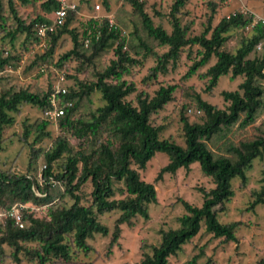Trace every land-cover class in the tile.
I'll use <instances>...</instances> for the list:
<instances>
[{
    "label": "trees",
    "instance_id": "trees-1",
    "mask_svg": "<svg viewBox=\"0 0 264 264\" xmlns=\"http://www.w3.org/2000/svg\"><path fill=\"white\" fill-rule=\"evenodd\" d=\"M12 1L8 0V7L15 26L6 36L13 42L19 35H24L25 42H30V46L35 48L40 42L35 35V27L48 23L49 19L39 16L26 23L18 16ZM17 1L22 6L31 4V0ZM188 1L174 0L169 12L172 30L167 33L162 26L153 24L144 10L143 1L127 0L140 17L146 36L159 47L167 48L161 55L147 44L136 28L130 34L135 42L126 51V41L120 28L116 24L109 28L104 19L80 22L83 27L80 34L77 29L70 28L71 24L82 19L74 13L70 14L64 26L50 36L44 53L33 64L40 62L46 65L58 41L62 36L69 35L72 48L60 57L57 66L61 67L66 61H76L77 73H83L86 68H92L94 72L88 81L71 77L73 86L67 85L66 95L58 97L60 104L65 101L71 104L64 109L63 117L56 122L43 118L39 123L29 125L28 129L26 126L24 132L27 136L33 129L36 134L34 143H38L50 137L47 127L55 124L60 132L77 139L78 144L73 146L66 137L60 135L53 139L48 149L36 150L35 156L41 153L44 161L39 175L0 171V213L15 205L24 207V228H19L12 219L0 222V253L3 246L9 247L14 264H22V255L31 264H49L58 260L72 263L77 253L92 251L88 240L95 234L108 235V228L100 223L98 217L118 211L119 217L106 250V255L111 254L112 247L120 239V226L125 224L132 227L136 217L148 220V206L157 202L155 186L143 181L138 172L145 170L156 153H163L169 159L168 164L157 174L156 181L161 180L164 174L188 170L191 165L198 163L203 175L212 179L214 188L204 191L200 207L182 201L186 214L178 219L179 227L162 232L159 245L153 246L150 254L143 253L139 264H169V258L181 252L182 247L198 235L202 226L215 239L236 241L234 233L238 223L221 224L214 208L229 203L233 198L232 180L239 179L241 186H244L247 182L245 172L250 169L252 162L264 159V127L257 128L255 135L250 138L229 146L227 156H216L208 146L213 138L230 132L235 125L246 128L254 124L258 111L264 108V25H256L249 36L241 37L239 47L231 52L227 44L232 32H244L252 16L236 9L234 16L228 19L224 16L214 27L211 26L210 17L199 35L188 37V27L182 26L177 16ZM101 4L106 11L111 10L107 0H102ZM42 7L50 13L56 8V3L54 0H45ZM3 12L0 0V31L6 32L4 24L9 18ZM85 40L89 41L86 47ZM194 46L199 48V57L186 76L195 74L215 59L205 73L207 91L215 88L219 78L224 76L230 75L231 79L243 77V81L236 91L221 93L227 104L225 109L216 108L199 94L190 95L196 107L195 113L198 111V115L202 114V121L190 124L181 118L185 144V147H181L171 140L161 139L163 128L153 126L150 121L152 115L173 101L176 86H162L153 97H149L143 91L138 92L134 83L126 81L124 76L129 74L131 67L139 64L137 56H153L157 61L156 66L147 79L156 78L157 74L166 73L168 66L176 65L184 48ZM110 49L114 50L115 59L104 69L95 71V61ZM20 61L18 55H0V72L16 68ZM52 92L50 85L46 91L38 93L21 89L0 94V150L4 128L14 124L13 115L19 112L20 107L30 105L43 113L50 107ZM93 93L100 96L102 105L92 109ZM132 94H135V101L127 99ZM85 106L87 115L82 117L81 110ZM57 161L61 162L58 167L60 170L55 172L54 164ZM52 181L55 185H52ZM87 183L91 185L92 191L91 203L86 206L82 204L79 192ZM116 184L122 187H116ZM262 184L260 190L254 193L247 210L264 205V172ZM37 193L44 196H38ZM117 193L125 196L116 199ZM65 195L72 200L71 206H57L58 199ZM41 211H45L42 216ZM257 264H264V258Z\"/></svg>",
    "mask_w": 264,
    "mask_h": 264
},
{
    "label": "rangeland",
    "instance_id": "rangeland-1",
    "mask_svg": "<svg viewBox=\"0 0 264 264\" xmlns=\"http://www.w3.org/2000/svg\"><path fill=\"white\" fill-rule=\"evenodd\" d=\"M3 5V15L9 20L4 24V31H0V55L6 57L8 54L18 55L21 61L16 68H9V71H3L0 76V94L3 91H18L27 89L30 92L38 93L46 91L48 87L55 82V72H65L67 85L73 86L74 81L71 77H77L80 81L92 79L94 69L86 68L83 73H77L78 63L76 61H66L61 67H58V61L62 55L72 48L71 38L64 35L58 41L52 57L45 62L47 69L44 73L39 71L42 63L38 61V56L44 51L37 47L32 48L25 42V36L19 35L15 41L11 42L6 33L14 26L11 20V13L8 7V0H1ZM144 2V10L152 20L155 26L162 28L170 33L172 30L169 17L170 7L174 0H140ZM45 0H31V4L22 6L17 0H13L14 9L18 16L29 23L36 17L52 18V12H46L42 4ZM102 0H80L82 7L80 11L85 14L77 23L71 24L70 28L77 29L80 34L83 27L80 22L86 21V16L91 14L92 6L95 3H101ZM112 11H114L115 24L120 28L122 37H124L125 50L129 51L131 43L135 41L130 36L136 28L140 36L147 41V44L154 48V51L161 55L167 48L159 47L156 42L146 36L140 17L134 12L127 0H107ZM211 0H189L184 9L177 15L181 25L188 27V37L199 35L207 26V21L212 17V27L224 17L225 7L228 11L233 6H239L241 3L252 13L264 18V0H232L228 5H215ZM215 5V6H214ZM229 6V7H228ZM238 9V8H237ZM231 13V12H230ZM213 15V16H212ZM226 16V14H225ZM250 32H232L229 40L228 50L234 52L240 44L241 37L249 36ZM115 47V46H113ZM114 49V48H113ZM110 49L108 53L103 54L95 61V71H100L107 67L111 60H114V50ZM198 46L184 48L181 56L174 67L168 66L167 72L157 74L156 78L147 79L151 70L156 66V58L148 56L147 58L136 57L138 65L130 68L128 75L124 79L134 83L138 92L143 91L149 97H153L160 87L175 85L173 101L169 102L163 110L151 116V124L155 127H162L160 133L161 139H168L181 147H185L183 137L184 118L188 123H201L202 114L195 113V104L190 95L199 94L201 98L215 106L218 109H225L227 104L223 101L221 93L224 91H236L238 85L242 83L243 77L231 79L230 75L219 78L217 86L207 91L208 79L205 73L215 62L212 59L205 67L200 68L191 76H186L191 65L198 59ZM259 52V51H258ZM133 57L134 54H133ZM7 70V69H6ZM135 94L127 99L135 101ZM93 103L92 109L102 105L100 96L96 93L91 95ZM87 108L81 110V116L87 115ZM15 122L12 126L5 127L3 131V142L0 150V171L8 173L27 174L28 172L39 175L43 169V157L36 150L48 149L53 139L63 135L76 146L78 140L70 134L60 132L55 124H50L47 130L50 137L41 142L34 143L36 134L32 129L27 136L24 135L26 126L35 125L43 120L42 111L30 105H23L19 112L14 114ZM264 127V108H261L256 117V121L251 126L240 128L235 125L230 132L224 133L212 139L209 148L216 156H227L228 147L237 144L239 140H244L255 135V130ZM169 162L168 157L163 153H156L147 163L145 170H138L143 181L152 183L155 186L157 202L148 206L149 219L145 220L136 217L133 220V226L121 225V234L118 244L112 247L111 254L106 255L107 246L110 242L114 224L119 217V212L107 213L99 216L101 224L108 228V235L102 236L95 234L88 240L92 251L83 254L77 253V257L69 264H139L143 253H151L153 246H158L161 241V233L167 230H174L179 227L178 219L186 214L182 201L194 207H200L203 202V193L214 188L211 178L206 177L200 170L198 163L190 166L188 170L180 169L175 174H164L162 179L156 181L157 174ZM60 161L54 164V171L60 169ZM136 169V167H134ZM264 172V159H255L248 171L245 172L247 182L241 186L239 179L232 180V189L234 196L229 203L217 206L214 210L217 213L221 224L238 223L235 229L236 241L226 242L223 238L215 239L211 234L206 233L204 226L201 227L198 235L189 243L182 247V251L176 256L169 258V264H257L264 258V205H257L252 210H247L254 199V193L261 188ZM116 187H122L116 184ZM92 187L89 183L84 185L79 194L82 197L83 205H90V193ZM125 195L117 193L116 199H121ZM72 200L68 195L58 199L57 206L69 207ZM45 211L40 212V216ZM0 253V264H14L10 258L11 249L7 246L2 247ZM22 264H31L21 256ZM49 264H67L58 261H51Z\"/></svg>",
    "mask_w": 264,
    "mask_h": 264
},
{
    "label": "built area",
    "instance_id": "built-area-1",
    "mask_svg": "<svg viewBox=\"0 0 264 264\" xmlns=\"http://www.w3.org/2000/svg\"><path fill=\"white\" fill-rule=\"evenodd\" d=\"M216 4L219 5H228L232 2V0H211ZM56 3V8L52 11V18L49 19L48 23H42L35 27V35L40 41L39 44L36 46L38 49H42L43 51L47 48V42L52 34L56 32L59 28L65 25L66 20L70 16L71 13H74L76 17L83 18L85 14L80 11L79 8L82 7L80 0H54ZM240 13L245 15L252 16L251 21L247 24L244 28L247 32H251L253 28L258 24L264 25V18L260 17L251 11H249L245 5L238 8ZM235 11L227 14L225 17L228 19L230 16H234ZM86 18L92 20H107L109 28L114 27L115 25V16L114 11H106L101 3H95L92 6L91 14L87 15ZM85 47L88 46L89 41L85 40L84 42ZM47 69V66L43 65L39 68L41 73H44ZM5 71H9L8 69ZM56 78L54 84H52L53 92L49 97V105L50 107L47 108L43 112L44 119L50 122H56L61 117L64 116V109L69 107L71 104L68 101L60 104L61 101L58 97L64 96L67 93V78L65 73L62 72H55ZM3 72H0V76ZM198 114L199 112L196 111ZM52 185L55 183L52 181ZM38 196H44L37 193ZM24 207L15 205L10 210L1 212L0 213V222H3L7 219H12L19 228H24L25 222L23 220L22 210Z\"/></svg>",
    "mask_w": 264,
    "mask_h": 264
},
{
    "label": "crops",
    "instance_id": "crops-1",
    "mask_svg": "<svg viewBox=\"0 0 264 264\" xmlns=\"http://www.w3.org/2000/svg\"><path fill=\"white\" fill-rule=\"evenodd\" d=\"M241 6H243V4L241 3V5L239 6V4L237 5V6H233L231 9H230V11H228L226 8L227 7H225L224 8V10L222 11V12H224V16H225V14L227 15V14H229L230 12H232V11H234V10H236L237 8H239V7H241ZM229 7V6H228Z\"/></svg>",
    "mask_w": 264,
    "mask_h": 264
}]
</instances>
